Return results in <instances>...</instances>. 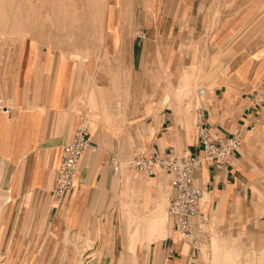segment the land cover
Masks as SVG:
<instances>
[{
	"label": "crops",
	"instance_id": "0c3cea01",
	"mask_svg": "<svg viewBox=\"0 0 264 264\" xmlns=\"http://www.w3.org/2000/svg\"><path fill=\"white\" fill-rule=\"evenodd\" d=\"M75 1L108 6L74 8L68 26L38 24L22 55L0 56V264H126L125 222L113 208L133 203L148 216L174 189L166 170L124 176L112 162L139 150L203 158L200 112L214 137L241 138L229 162L204 159L195 172L209 225L244 254L241 264H264V105L254 103L256 93L264 99V0ZM193 43L209 66L207 89L180 105L160 89ZM87 118L90 145L60 199L63 146ZM219 252L172 230L137 245L136 256L216 264Z\"/></svg>",
	"mask_w": 264,
	"mask_h": 264
},
{
	"label": "rangeland",
	"instance_id": "374dc122",
	"mask_svg": "<svg viewBox=\"0 0 264 264\" xmlns=\"http://www.w3.org/2000/svg\"><path fill=\"white\" fill-rule=\"evenodd\" d=\"M73 1L74 0H0V56L22 55L27 41L26 36L36 35L32 31L36 29V25L38 24L68 26L70 22L73 21L74 23L75 19L72 16L74 8L78 10L79 7L84 8V6H86L91 9L94 6V8L100 7L106 11L108 6L107 1H91L89 2V6L88 2ZM79 3L80 6L78 5ZM91 3H93V6H91ZM196 46V43H193L189 48L187 47L188 49L185 51L184 55L178 57V64H174L173 66V80H168L166 87L164 82H162L161 85L160 92L165 88L169 92L172 91L173 98L176 99L180 105L183 104L187 98L189 100L196 99L199 95L200 88L207 89L206 83L204 82L205 80L201 82V79L207 75V67L209 66L198 63L200 59L197 57L199 53ZM91 107L92 109L95 107V110H101V106L92 105ZM95 115L91 118L96 119ZM91 118L86 119L89 120L90 125ZM127 162L128 160L123 163L122 175L136 174V170H132V168L126 166ZM171 195L172 193L166 195L163 202L159 204L156 209L151 210L148 216L144 213L145 210L132 207L133 203L128 204L119 202V204L113 208L114 212L112 213L116 216L123 217L125 222L124 238L127 259V263L125 262L126 264H139L136 256L137 245L143 242L149 243L151 240L166 236L174 230L169 207V197ZM209 199V196L205 195L203 199L204 204ZM159 215L165 216L159 218ZM210 238L211 239L200 244V246L204 251L212 249L214 255L217 254L216 252L221 251L219 252L223 254L221 257L214 256L213 258L216 264H241L245 259L244 254L240 255L239 251L234 253L238 250L236 248L231 249L229 252L230 249L228 246L220 243V237L214 228H211ZM225 251L228 253L227 255Z\"/></svg>",
	"mask_w": 264,
	"mask_h": 264
},
{
	"label": "built area",
	"instance_id": "2783aa9c",
	"mask_svg": "<svg viewBox=\"0 0 264 264\" xmlns=\"http://www.w3.org/2000/svg\"><path fill=\"white\" fill-rule=\"evenodd\" d=\"M205 93L199 89V95ZM254 103L264 104L263 97L256 93ZM90 122L84 120L80 124L72 140L63 146L60 163L55 176L54 193L60 199L65 198L75 186V180L80 168L81 160L90 145ZM197 134L203 145L204 156L188 152H147L139 150L127 162L126 166L145 175H155L160 170H166L172 175L171 185L174 189L169 198L170 213L174 230L182 237L188 238L194 248L210 239V216L204 208L205 190L195 182V172L203 160L225 164L229 162L233 153L239 148L241 138L239 134L230 136L213 135L207 118L200 112L196 117ZM113 169L117 172L123 168L119 160H113Z\"/></svg>",
	"mask_w": 264,
	"mask_h": 264
},
{
	"label": "bare ground",
	"instance_id": "6f19581e",
	"mask_svg": "<svg viewBox=\"0 0 264 264\" xmlns=\"http://www.w3.org/2000/svg\"><path fill=\"white\" fill-rule=\"evenodd\" d=\"M205 91H206V89H205ZM165 215H159V218H163Z\"/></svg>",
	"mask_w": 264,
	"mask_h": 264
}]
</instances>
